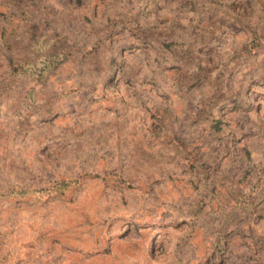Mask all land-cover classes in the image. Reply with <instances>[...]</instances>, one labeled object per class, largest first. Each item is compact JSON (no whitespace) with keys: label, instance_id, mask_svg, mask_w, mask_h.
<instances>
[{"label":"rangeland","instance_id":"1","mask_svg":"<svg viewBox=\"0 0 264 264\" xmlns=\"http://www.w3.org/2000/svg\"><path fill=\"white\" fill-rule=\"evenodd\" d=\"M0 264H264V0H0Z\"/></svg>","mask_w":264,"mask_h":264}]
</instances>
